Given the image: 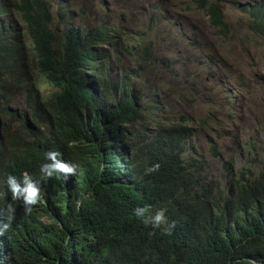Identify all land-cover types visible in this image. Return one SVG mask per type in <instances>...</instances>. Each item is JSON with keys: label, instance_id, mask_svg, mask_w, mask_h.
I'll use <instances>...</instances> for the list:
<instances>
[{"label": "trees", "instance_id": "obj_1", "mask_svg": "<svg viewBox=\"0 0 264 264\" xmlns=\"http://www.w3.org/2000/svg\"><path fill=\"white\" fill-rule=\"evenodd\" d=\"M202 8L225 30L217 2ZM248 10L249 29L264 36V6ZM71 13L55 0H0V191L9 174L39 178L48 151L80 165L66 180L41 179L30 213L0 198L16 209L0 264H264V168L244 166L223 187L209 180L204 159L188 154L192 121L159 119L166 90L150 99L128 77L113 83L98 48L116 31L74 26ZM39 76L55 91L35 89ZM15 86L26 88L21 112L6 107ZM13 121L24 135L9 136ZM144 206L167 209L170 235L135 216Z\"/></svg>", "mask_w": 264, "mask_h": 264}, {"label": "rangeland", "instance_id": "obj_2", "mask_svg": "<svg viewBox=\"0 0 264 264\" xmlns=\"http://www.w3.org/2000/svg\"><path fill=\"white\" fill-rule=\"evenodd\" d=\"M55 2L61 12L72 11L74 26L116 31L98 48L110 56L102 66L113 83L128 77L134 89H146L145 98L157 99L153 89L166 90L159 119L192 121L188 154L204 159L209 180L223 187L244 166L255 164L254 173L264 168V36L248 26V9L264 6V0ZM209 2L221 7L225 30L211 26L202 8ZM55 22L63 23L58 15ZM15 87L6 107L21 112L26 88ZM34 87L44 95L55 91L41 76ZM9 130L13 138L24 135L15 121Z\"/></svg>", "mask_w": 264, "mask_h": 264}, {"label": "clouds", "instance_id": "obj_3", "mask_svg": "<svg viewBox=\"0 0 264 264\" xmlns=\"http://www.w3.org/2000/svg\"><path fill=\"white\" fill-rule=\"evenodd\" d=\"M59 151H48L46 153V162L40 165V177L34 178L28 173H24L22 177L9 174L3 181L7 187V192L0 191V198L11 194L12 200H20L23 202L25 211L30 213L32 206L36 205L41 198V179H48L58 176L67 179L69 174L76 175L80 169V165L75 162H67L59 157ZM160 164L154 163L145 168V174L150 175L159 171ZM7 213V222L0 227V235L4 231L11 228L12 221L15 219L16 209L13 204H7L6 208L0 209V214ZM135 216L141 218L143 223L150 226L152 229H161L166 234H171L175 228V221L170 220L167 215L166 208H158L154 212L151 211V206L137 207L135 209Z\"/></svg>", "mask_w": 264, "mask_h": 264}]
</instances>
